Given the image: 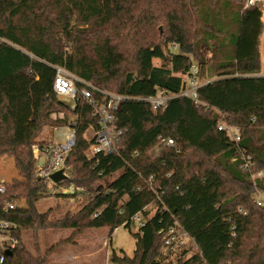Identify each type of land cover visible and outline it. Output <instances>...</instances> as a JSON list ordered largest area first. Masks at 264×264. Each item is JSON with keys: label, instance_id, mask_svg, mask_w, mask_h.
Returning <instances> with one entry per match:
<instances>
[{"label": "trees", "instance_id": "obj_1", "mask_svg": "<svg viewBox=\"0 0 264 264\" xmlns=\"http://www.w3.org/2000/svg\"><path fill=\"white\" fill-rule=\"evenodd\" d=\"M260 16L242 0H0V156L12 157L18 172L0 192V204H15L0 208V220L14 224L9 234L18 239L10 254L3 252V264H48L47 252L26 246V229L108 227L111 235L121 225L130 228L137 212L145 224L134 234V253L113 250L112 264H163L159 230L175 221L199 248L177 264H264V179L256 185L251 179L264 169ZM56 65L129 96L117 113V127L128 128L116 140L117 152L88 154L86 131L99 119L89 104L72 111L58 98ZM191 76L199 81V103L178 96L155 110L136 98L160 88L180 93ZM59 112L65 117H51ZM77 114L67 182L91 186L123 171L96 185L76 213L55 217L53 209L37 208L49 195L34 178L33 146L43 126L66 125ZM220 122L238 127L241 139L219 130ZM161 138L174 145L152 154ZM240 149L251 156V170Z\"/></svg>", "mask_w": 264, "mask_h": 264}, {"label": "built area", "instance_id": "obj_2", "mask_svg": "<svg viewBox=\"0 0 264 264\" xmlns=\"http://www.w3.org/2000/svg\"><path fill=\"white\" fill-rule=\"evenodd\" d=\"M242 1L244 8L255 7L258 9L261 15L260 19L263 24L264 32V0ZM173 47L176 49L177 44H174ZM54 68L56 76L53 88L58 98L61 101H63L64 98L71 99L72 103L67 106L72 111H77L80 102L89 104L92 107L94 114L99 119L98 126L90 124L86 131V133L92 131L90 137L86 136L89 141L88 154L94 156L99 153L110 154L117 152L116 140L128 130V128L117 127V113L121 110L122 102L129 98V96L103 90L63 66L56 65ZM197 70L198 67L193 65V72L196 73ZM188 81L192 87L186 88L180 93H170L165 88H160L158 92L153 95L136 98L149 102L155 110L165 107L169 100L178 96L191 97L196 103H199V100L197 99L198 83L193 76L188 77ZM95 93H99L100 97H96ZM64 117V112L54 113L53 115L54 119ZM80 120L81 115L77 114L70 119L68 124L54 127V130L63 128L62 141L52 140L43 144V146L38 144L34 145L33 151L36 160L34 178L43 181L46 184L47 194L50 196L78 198L85 202L95 194H89L92 191L91 186H77L72 182H67L70 176V167L66 165V158L76 144L77 130L80 126ZM218 127L219 130L226 131L233 141L238 142L241 139L238 127L228 125L225 122H220ZM173 145V139L161 138L153 151L157 154L162 149L172 147ZM239 152L244 159L243 167L246 170H251V156L244 150L240 149ZM135 155H139V153L135 152ZM59 170H63L66 178L56 181L52 178V174ZM251 179L254 185H256L257 179H264V169H255L251 175ZM5 190V180L1 179L0 192L4 193ZM255 200L257 204H262V200ZM0 208L7 212L14 209L15 204L10 200H6L0 204ZM239 211L243 214H247V211L241 208H239ZM95 215L98 214L96 213ZM129 223L131 225L137 224L138 228L141 229L145 224L142 213L137 212L134 214L130 218ZM13 227L14 224L12 222L0 220V264H3L4 261L3 252L8 249L11 250L18 243V239L9 234V230ZM159 232L163 235L164 239L163 264H177L180 257L188 259L199 251L194 238L178 221H175L174 224L168 228L160 229ZM192 248H194V251L191 250Z\"/></svg>", "mask_w": 264, "mask_h": 264}, {"label": "rangeland", "instance_id": "obj_3", "mask_svg": "<svg viewBox=\"0 0 264 264\" xmlns=\"http://www.w3.org/2000/svg\"><path fill=\"white\" fill-rule=\"evenodd\" d=\"M159 27L163 29L162 26ZM260 40L261 71L259 73L264 75V32ZM154 62L160 64L158 59H155ZM201 82H204V79ZM191 87L192 85L189 84L188 88ZM62 102L70 105L72 100L64 98ZM53 115L54 113L51 116L52 118ZM54 127L55 125L43 126L35 138L36 144L52 140L62 141L63 128L54 130ZM91 135L92 131L86 133L87 137ZM152 151V154H156ZM122 171L119 170L97 183L107 185L115 180ZM17 175L18 172L13 158L6 155L0 156V181L1 179L8 182L12 181V178ZM98 184L91 185L92 191L89 194L95 193ZM255 199L262 200L263 204V194L261 192L257 191ZM86 202L78 198L49 195V197L43 198L37 203V208L40 212L51 208L55 217H63L66 214L76 213ZM138 230L137 224L131 225L130 228L121 225L111 235L108 227L90 228L80 233H76L72 228H42L37 230L26 229L23 231L22 236L26 246L34 254L48 253V264H112L110 255L113 250L118 253L124 252L127 255H133L136 248L134 234ZM191 250L194 251V248Z\"/></svg>", "mask_w": 264, "mask_h": 264}, {"label": "water", "instance_id": "obj_4", "mask_svg": "<svg viewBox=\"0 0 264 264\" xmlns=\"http://www.w3.org/2000/svg\"><path fill=\"white\" fill-rule=\"evenodd\" d=\"M52 178L56 181L62 180L66 178V175L63 173V170H59L52 174ZM6 253L10 254L12 251L10 249L5 251Z\"/></svg>", "mask_w": 264, "mask_h": 264}]
</instances>
